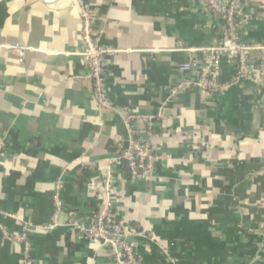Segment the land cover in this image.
Wrapping results in <instances>:
<instances>
[{"label": "crops", "instance_id": "0c3cea01", "mask_svg": "<svg viewBox=\"0 0 264 264\" xmlns=\"http://www.w3.org/2000/svg\"><path fill=\"white\" fill-rule=\"evenodd\" d=\"M84 2L98 39L118 50L112 110L97 107L78 55L79 0H0V264H117L109 247L70 226L90 225L108 174L116 217L138 232V264H264V53L254 51L249 76L221 93L183 87L221 41L219 16L197 0ZM239 17L241 40L264 44V0H243ZM13 46L42 51L21 61ZM191 55L197 71H181ZM236 71L221 56L218 81ZM128 113L144 133L151 122L161 144L152 175L136 180L122 166L108 171L129 145ZM59 181L57 227L39 229L52 221Z\"/></svg>", "mask_w": 264, "mask_h": 264}, {"label": "built area", "instance_id": "2783aa9c", "mask_svg": "<svg viewBox=\"0 0 264 264\" xmlns=\"http://www.w3.org/2000/svg\"><path fill=\"white\" fill-rule=\"evenodd\" d=\"M201 6L221 19L225 20L222 38L219 44L205 50L208 54V64L198 69V77L195 82H185L184 86H194L209 94L221 93L229 86L239 84L246 79L251 70V54L254 51L264 53V44L248 45L241 40V28L237 17L243 8V0H197ZM81 8V30L80 42L81 50L78 55L85 62L88 75L87 77L93 83L94 100L100 110H112L114 104L110 99L107 78L109 73V60L118 53L105 44H102L94 32V24L96 22V12L90 3L79 0ZM6 47L0 44V48ZM18 55L21 61L27 53L42 51L41 48L27 46H13L9 48ZM200 50L189 49V52L195 54ZM234 62L237 67L234 78L229 83H220L218 81L219 61L221 56ZM194 55L191 59L180 66L183 72H191L195 70L196 64L193 62ZM197 71V68H196ZM162 113L159 114L161 116ZM139 119L135 113H128L126 117V126L130 135L129 145L127 148H119L118 154L110 160L108 171H112V167L122 166V161H126L129 176L132 180L146 178L151 176L155 170L156 164L161 160L159 154L161 144L156 141V136L151 130V122L148 124L146 133L136 129L134 122ZM144 133V134H143ZM2 143H0V151ZM80 166L94 169L96 166L90 162H81ZM97 168H99L97 166ZM70 170L69 166L65 168V172ZM112 177L104 179V198L103 205L99 213L90 219L88 227L72 221L70 226L79 230L81 234L94 238L101 244L106 245L115 256L117 264H138L134 252L132 239L138 235L133 228L126 226L119 221L114 212L115 199L114 187L111 181ZM62 182L56 184L54 203L55 212L52 221L44 226H38L39 229L53 230L57 227L58 216L63 209V203L60 198V190ZM29 228V227H28ZM0 226V230H1ZM2 231V230H1ZM3 232V231H2ZM3 236L5 234L3 232ZM7 236V235H6ZM27 234L25 232L13 236L17 242L25 241Z\"/></svg>", "mask_w": 264, "mask_h": 264}, {"label": "trees", "instance_id": "16d2710c", "mask_svg": "<svg viewBox=\"0 0 264 264\" xmlns=\"http://www.w3.org/2000/svg\"><path fill=\"white\" fill-rule=\"evenodd\" d=\"M237 20H238V21L240 20V17H239V16L237 17ZM222 21H223V23L225 24V20L222 19ZM122 167L125 168V171H128L126 161H122ZM102 201H103V200H102ZM92 208H93V209H92L93 214H92V213L90 214V217H91V218H92L95 214L99 213L102 207H100V206L97 205V204H93ZM3 237H4V236H3V232L0 230V245H1V242H2V238H3Z\"/></svg>", "mask_w": 264, "mask_h": 264}]
</instances>
